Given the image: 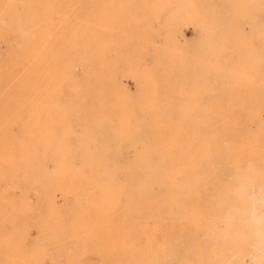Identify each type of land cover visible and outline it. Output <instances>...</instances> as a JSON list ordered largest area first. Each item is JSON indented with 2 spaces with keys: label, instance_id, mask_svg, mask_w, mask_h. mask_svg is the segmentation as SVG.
<instances>
[{
  "label": "rangeland",
  "instance_id": "374dc122",
  "mask_svg": "<svg viewBox=\"0 0 264 264\" xmlns=\"http://www.w3.org/2000/svg\"><path fill=\"white\" fill-rule=\"evenodd\" d=\"M0 264H264V0H0Z\"/></svg>",
  "mask_w": 264,
  "mask_h": 264
},
{
  "label": "bare ground",
  "instance_id": "6f19581e",
  "mask_svg": "<svg viewBox=\"0 0 264 264\" xmlns=\"http://www.w3.org/2000/svg\"><path fill=\"white\" fill-rule=\"evenodd\" d=\"M161 115H162V114H161ZM162 117H163V116H162ZM159 119H160V118H159ZM160 122H161V121H160ZM158 176H159V175H158ZM152 177L156 179V178H157V175L152 176ZM159 177H160V176H159ZM153 178H152V179H153ZM149 183H150V182H149ZM256 225H257V224H256ZM258 226H259V225H258ZM262 231H263V230H262Z\"/></svg>",
  "mask_w": 264,
  "mask_h": 264
}]
</instances>
